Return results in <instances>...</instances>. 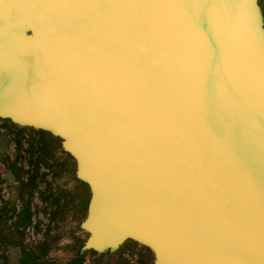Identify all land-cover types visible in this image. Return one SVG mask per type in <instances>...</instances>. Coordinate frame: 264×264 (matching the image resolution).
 <instances>
[{
	"label": "water",
	"instance_id": "water-1",
	"mask_svg": "<svg viewBox=\"0 0 264 264\" xmlns=\"http://www.w3.org/2000/svg\"><path fill=\"white\" fill-rule=\"evenodd\" d=\"M0 119L75 160L83 250L264 264L259 0H0Z\"/></svg>",
	"mask_w": 264,
	"mask_h": 264
},
{
	"label": "rangeland",
	"instance_id": "rangeland-1",
	"mask_svg": "<svg viewBox=\"0 0 264 264\" xmlns=\"http://www.w3.org/2000/svg\"><path fill=\"white\" fill-rule=\"evenodd\" d=\"M259 7L264 24V0ZM89 199L90 190L76 176V162L59 138L0 119V211L6 212L0 233L12 236L6 241L8 259L1 264H20L22 247L17 242L32 248L44 239L48 255L39 257L38 264H69L89 236L81 227ZM83 251L84 264L154 261L150 248L133 238L103 252Z\"/></svg>",
	"mask_w": 264,
	"mask_h": 264
},
{
	"label": "trees",
	"instance_id": "trees-1",
	"mask_svg": "<svg viewBox=\"0 0 264 264\" xmlns=\"http://www.w3.org/2000/svg\"><path fill=\"white\" fill-rule=\"evenodd\" d=\"M6 215V212L3 214L2 211H0V220L5 219L4 216ZM20 216H22V213H20ZM26 219H29L27 217ZM10 233V232H9ZM21 233V232H19ZM9 237H12L11 235H8L6 233H0V264L1 262L4 263L7 261L8 257L6 254V247H7V239ZM11 239V238H9ZM12 241V240H11ZM15 244V243H12ZM17 245H20L22 248V257L20 260V264H38L41 262H37L39 257H45L48 255V244L46 243L45 239L41 242H37L38 245L32 248H27L25 245L20 244L19 242L16 243ZM37 250V252H36ZM91 253H95L96 251L90 250ZM86 251H83L80 247L77 248L75 251L74 256L70 259L69 264H84L83 263V257L86 255Z\"/></svg>",
	"mask_w": 264,
	"mask_h": 264
}]
</instances>
